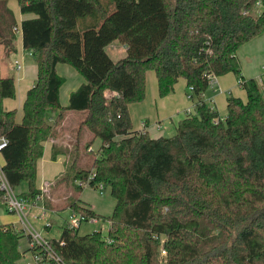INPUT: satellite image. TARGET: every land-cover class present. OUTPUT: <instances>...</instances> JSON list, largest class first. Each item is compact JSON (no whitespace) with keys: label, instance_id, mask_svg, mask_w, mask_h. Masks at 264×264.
I'll list each match as a JSON object with an SVG mask.
<instances>
[{"label":"trees","instance_id":"1","mask_svg":"<svg viewBox=\"0 0 264 264\" xmlns=\"http://www.w3.org/2000/svg\"><path fill=\"white\" fill-rule=\"evenodd\" d=\"M9 1L0 0L5 55L16 51L19 28ZM17 1L22 14L35 15L22 20L21 29L38 78L18 122L16 110L3 105L16 95L15 79L0 73L5 175L14 188L26 181L28 190L19 194L33 202L42 194L36 180L44 143L67 111H77L93 139L82 148L54 144L53 159L67 156L55 182L73 181L78 192L85 185L75 182L103 184L116 200L107 235H81L65 225L50 239L63 264H264V93L255 78L244 76L237 53L264 33V0L261 9L259 0H138L135 15H129L130 4L106 20L103 12L122 0H100L102 13L86 0ZM121 16L132 18L124 24ZM115 39L127 47L117 61L105 50ZM59 63L72 64L86 78L66 107ZM148 70L156 72L160 97L184 78L196 98V111L173 135L154 138L133 128L129 106L145 98ZM230 72L247 100L229 95L221 117L203 95L214 77ZM97 138L101 145L93 149ZM77 197L72 212L104 217ZM24 236L22 229L0 225V264H18Z\"/></svg>","mask_w":264,"mask_h":264},{"label":"rangeland","instance_id":"2","mask_svg":"<svg viewBox=\"0 0 264 264\" xmlns=\"http://www.w3.org/2000/svg\"><path fill=\"white\" fill-rule=\"evenodd\" d=\"M98 1L99 0H86L85 3L90 4V7L100 8V6L97 5ZM137 1L138 0H122L119 3H116L112 7L111 12L109 13L103 12V15H104L103 18L106 20L107 17H109L111 14L118 11L121 7L123 10L124 7H128V5L130 4L132 7V11L130 12L129 15H132V14L135 15L137 11L136 7L138 6L136 4ZM101 8H102V5H101ZM261 8H262V5L259 6V9ZM68 12L70 15L71 13L69 9H68ZM131 18L128 17L125 20V17L122 18L121 16V21L122 23H124L125 21L128 22ZM115 19H118V17ZM117 44L118 46H120L121 43L117 42ZM105 50L107 51L106 48ZM108 55L111 58L118 60L122 57V55H124V53H121L119 50H117V48H113L112 50L108 52ZM8 58H9V55H6L1 59V61L4 59L5 63L6 64L9 63V67H10L14 59L12 57V59L8 60ZM26 62L28 64L30 63V64L36 65L35 58L32 55H30L28 51L26 52ZM66 64H69V63H66ZM241 64H242V73H244L243 72L244 71L243 61ZM253 64H254V69L252 71L254 73H257L260 70H264V57H260V59H258V61L254 62ZM147 74L153 76L154 89L152 88L151 83L146 80L145 98L142 101L133 102L129 106V108L131 109L130 113L132 117L133 128L141 129L142 127H144L146 123L147 124L149 123L150 126H154V127L160 126L162 129L165 130L166 135L168 136L173 135L176 133L178 123L180 122V120L183 118L185 114L184 110L186 108H189V109L194 108V104L196 103V98L192 99V97H190L191 90L187 86L186 80L184 78H180L175 85V90L170 94L172 96L173 94L174 95L177 94V101L181 100L182 105L180 106V108L179 106L172 105V106H167L166 109L165 108L161 109L159 106L160 96L158 92V81H157L156 72L154 70H148ZM226 75L230 76L231 78V82L228 79H225V80L231 85H233L232 95L241 97L239 94H242L243 100L244 99L246 100V97H247L246 92H244L243 89L241 88L240 82H238V79H239L238 76L234 72L227 73L224 76ZM221 83L222 85H224L223 81ZM204 95H205V99H207V97L208 98L210 97L209 98L210 100H207L208 102L211 101L213 96L216 97L217 110L220 113L221 117H224L227 114L226 101H227V97L229 96L228 92L227 93L218 92V90L213 86V83L211 82L209 88L205 91ZM72 119H75V117H72ZM65 138L68 140L71 137L67 136V133H65ZM61 144L64 145V147L70 148V146L67 144V141L65 142L61 141ZM100 145H101V140L97 138L94 141L93 146L95 149H98ZM79 146L82 148L81 143H79ZM55 161L56 160L47 158L45 165L41 169L40 168L38 169L37 180H36L37 188H42V187L44 188L45 186H47V183L49 181L54 180L53 179L54 176L52 174L50 164H53V162ZM57 162H58V165L61 164L60 160H58ZM75 183L79 184V182H75ZM60 185L63 188L62 190L66 191L64 195L61 197L62 201H60L59 197L55 196V195H59L56 192L55 188L49 189V185H48L47 187H45V190H41V192H43L44 194V198H46V201H45L46 208L48 207L50 210H47V209L42 210L41 208H30L29 218L32 222V225L39 232H41L42 235L48 236L50 238H59L62 232V228L65 226V224L68 223V220H69L70 210L66 207H69L70 201L76 196H78L79 198H82L81 200H84L88 202L89 204L94 205L96 208L95 211L101 216H104L103 218H100L97 223H92L88 221L82 222L79 227V234L84 235V234L92 233L94 231H101L104 235H107L109 227H110V223L108 219L106 218L113 213L115 205H116V200L113 197L110 188H106L103 194H101V192L97 188L90 186V185H85L83 188V191L78 192L75 190L73 181H69L67 183L62 182ZM15 190L17 192L28 190L27 182L26 181L22 182L19 186L15 187ZM48 204L51 207H49ZM60 207H65V208H61L60 210H57L56 212V209H59ZM51 209L55 210V212H52ZM41 214L43 218H39ZM50 222H52V227L47 229L49 226L45 227V225L47 223L51 224ZM0 225H10L11 227H14V228L18 226L19 230L23 229V225L21 224L19 217L15 213H12L7 210L2 199H0ZM25 235L26 236H24L20 242V250L22 251L23 256L19 260L18 264H37L33 256V252L30 249V242L28 239V235L27 234Z\"/></svg>","mask_w":264,"mask_h":264},{"label":"crops","instance_id":"3","mask_svg":"<svg viewBox=\"0 0 264 264\" xmlns=\"http://www.w3.org/2000/svg\"><path fill=\"white\" fill-rule=\"evenodd\" d=\"M97 5L100 6L99 10L102 13L103 7L101 8L100 0L98 1ZM9 6L13 9V11L17 17V20L19 22V28L17 30V43H16L17 49L15 52H13L9 55L8 60L12 59V57L14 59L13 63L11 64L10 67H9V63L6 64L4 59L1 61V59L6 55L4 53L0 54V73L2 76L14 77L16 95H15V97H12V98L11 97L5 98L3 100V105H4L5 109H7V110H16V120L18 122H21L23 119V115H24L23 104H24L25 98L27 96V92L34 86V84L38 78L37 62H36V65L30 64V63L28 64L26 62V52L27 51L33 57H34V55L32 54V51L25 49L23 46L21 22H22V20L27 19V18H32L35 15H33V14H22V12L20 10L19 3L17 0H10ZM95 8H98V7H95ZM117 42H120V41L118 39H115V40L111 41L110 43H108L105 48L107 49L108 52L110 50H112L113 48H117V50H119L121 53H124V55H122V57H124L127 53V47L124 44H122L121 42H120L121 43L120 46H118ZM237 53H238V57H239L240 61L242 60L244 63V65H243L244 76L246 78H255L259 82L261 90L264 93V70H260L257 73H254L252 71L254 69L253 63L258 61V59H260V57H264V33L256 36L255 38L251 39L247 43L243 44L238 49ZM16 60L20 63V68H18L16 66V64H15ZM113 60L117 61V59H113ZM242 61H241V63H242ZM15 70H17V71H15ZM57 72L59 73V75H61L65 79V82L63 83V85L60 88V102H61L62 106L66 107L69 105L71 93L73 91H75L76 89H78V87L86 81V78L76 67H74L70 64H66V63H59L57 65ZM214 79L215 80L213 82V86L218 90V92H220V93H227L228 92L229 95L233 94V85H231L230 83H228L225 80V79H228L231 82L230 76H228V75L224 76L223 75V76L215 77ZM146 80L151 83V86L154 89L153 76L147 74ZM222 81H223L224 85H222V83H221ZM238 82H239V79H238ZM243 91L246 92L245 89H243ZM158 92H159V90H158ZM239 95L243 99V95L242 94H239ZM246 96H247V92H246ZM203 98H204V101L206 102V104H208V106L215 108L217 110L216 97L213 96L211 101H209L211 103H209L207 101V100H210L209 99L210 97L209 98L207 97V99H205V95H203ZM159 100H160L159 106L161 109H163V108L166 109L167 106H172V105L179 106V108H180V106L182 105L181 100L177 101V94H175V95L173 94V96L170 94V95H167L166 97H163V98L160 97ZM246 100H247V97H246ZM226 106H227V101H226ZM195 111H196V103L194 104V108H192V109L186 108L184 110L185 114H184L182 119H184L188 113H194ZM82 115L83 114H81L80 112H77V111H72V110L67 111V113L63 119V122L61 123V125H59L57 127L55 135L53 137L49 138L47 141H45L43 156L38 160V163H37V173H38V169L39 168L41 169L45 165L47 158L48 159L50 158L52 160H56L55 162H53V164H50L51 171H52V174L54 176V178H53L54 180L49 181L47 183V186L49 185V189L50 188L56 189V192L59 195H55V196L59 197L60 201H62L61 197L64 195V193L66 191L62 190L63 188L61 187V185L56 184L55 180L65 172V163L67 160V156L64 154H60L56 157V159H53L52 148H53L54 144L58 145L59 147H64V145L61 144V141L62 142L67 141V144L70 145V144H74L76 142L84 144V143H87L93 139V134L87 128L82 126L80 123L82 120V117H83ZM55 117H56V113H52L51 114V121H54ZM72 117H75V119H72ZM153 127L154 126H150L149 123L148 124L146 123L144 125V127H142L141 129H136V130H145L149 133V135L151 137H154V138H157L160 136H168V135H166L165 130L162 129L160 126L154 127V128ZM65 133H67V136H70L71 138H69L67 140L65 138ZM92 148H94V146H92ZM58 160L61 161V164H59V165L57 162ZM0 162L2 164L5 163V159L1 153H0ZM47 186H45V187H47ZM45 187L44 188L42 187L39 189L45 190ZM25 191H27V190H25ZM25 191H19L18 193L25 192ZM101 194H103V193H101ZM79 199L81 200L82 198H79ZM45 201H46V198H44V194L42 192V197L38 200L33 201V203L31 204V208H41L42 210H46V209L50 210L48 207L46 208ZM84 202H86V201H84ZM86 203H88V202H86ZM91 206L94 210H96L94 205H91ZM49 207H51V206L49 205ZM61 208H65V207H60L59 209H56V212H57V210H60ZM66 208H68L70 210V214H69V220H70L72 211H71L70 207H66ZM51 211L55 212V210H53V209H51ZM69 220H68V223L65 225L69 224ZM50 223L51 224L47 229L52 227V222H50ZM16 229H19L18 226L16 227ZM46 237L50 238L48 236H46ZM28 239H29V237H28ZM50 239H52V238H50Z\"/></svg>","mask_w":264,"mask_h":264},{"label":"built area","instance_id":"4","mask_svg":"<svg viewBox=\"0 0 264 264\" xmlns=\"http://www.w3.org/2000/svg\"><path fill=\"white\" fill-rule=\"evenodd\" d=\"M258 5H262V0H259ZM15 64L20 68V63L16 60ZM215 78V77H214ZM213 78V79H214ZM212 79V83L214 80ZM240 82V81H239ZM192 90V89H191ZM8 145V139L4 135H0V153ZM82 185H87L86 183H81ZM97 189L103 193L105 191V186L100 184ZM0 198L3 200L8 211L15 213L21 224L23 225V231L28 235L30 248L32 249L34 259L37 264H63L61 257L54 250L51 245L50 238L42 235L33 225L29 218V210L33 202L28 201L24 196L20 195L15 188L8 181L5 172L3 170V164L0 162ZM42 197V194L38 195L35 200ZM34 200V201H35ZM39 218H43L42 214ZM92 222L97 223L99 220L95 216L87 218L84 215L72 212L71 219L69 220L68 226L79 228L82 222ZM45 226H50L47 223ZM162 254L166 255V251L162 250Z\"/></svg>","mask_w":264,"mask_h":264}]
</instances>
